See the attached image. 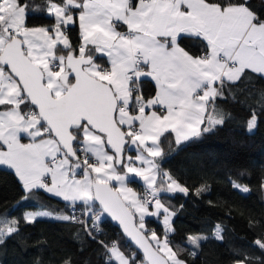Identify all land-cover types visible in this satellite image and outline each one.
<instances>
[{
    "label": "snow or ice",
    "instance_id": "snow-or-ice-1",
    "mask_svg": "<svg viewBox=\"0 0 264 264\" xmlns=\"http://www.w3.org/2000/svg\"><path fill=\"white\" fill-rule=\"evenodd\" d=\"M262 10L251 0H0V167L14 174L11 207L22 210L0 213V246L43 219L76 226L81 252L87 237L103 264H187L180 253L194 261L203 244L223 242L217 223L175 244L178 210L162 194L189 188L162 168L161 143L179 148L235 119L221 100L246 109L249 134L258 128L264 89L249 85L264 81ZM253 169L264 199V165ZM251 175L237 170L228 183L250 195L240 178ZM41 192L64 207L27 208ZM248 227L257 236L230 250L231 264H264V221L249 215Z\"/></svg>",
    "mask_w": 264,
    "mask_h": 264
},
{
    "label": "trees",
    "instance_id": "trees-1",
    "mask_svg": "<svg viewBox=\"0 0 264 264\" xmlns=\"http://www.w3.org/2000/svg\"><path fill=\"white\" fill-rule=\"evenodd\" d=\"M41 2L42 0H36L37 4ZM251 2L258 7L264 5V0ZM31 22L47 21L41 14H35L31 16ZM249 88L258 92L264 89V81H253ZM242 99L244 96L237 92V101ZM219 104L235 119L228 120L214 134L179 148L171 137L161 143L162 151L167 153L162 168L189 188L187 197L179 193L162 194L166 197L163 201L166 206L178 210V215L174 218L175 244L187 247V234H207L217 223L226 226L225 240L203 244L194 261L186 252L180 253L187 264H231L233 257L230 250L247 247L257 236V232L248 227V216L253 215L264 221V199L259 188V177L253 169V165L256 168L264 165V120L253 134H249L245 123L246 109L239 102L231 100H221ZM169 143L175 151L169 152ZM245 168L252 175L240 178V182L249 185L252 189L250 195L237 193L228 183V175L235 179L237 170ZM203 184L210 190L196 196V189ZM132 186L139 191L141 184L134 181ZM18 197L19 188L14 174L0 167V213L19 216L22 210L11 207ZM37 203L54 209L64 207V203L58 198L43 192L40 193L38 201L26 202V207L34 208ZM152 226H156L155 221ZM101 227L109 239L116 238L119 232L108 220ZM75 232L76 226L43 219L34 227L24 229L21 237L9 239L0 246V264H35L37 259L42 264H62L64 257L69 254L73 256L76 264H84L85 261L89 264H103L102 259L96 255L97 245L87 237H83L84 250L81 252V242L73 239ZM42 239L47 241L46 245L37 244Z\"/></svg>",
    "mask_w": 264,
    "mask_h": 264
},
{
    "label": "water",
    "instance_id": "water-1",
    "mask_svg": "<svg viewBox=\"0 0 264 264\" xmlns=\"http://www.w3.org/2000/svg\"><path fill=\"white\" fill-rule=\"evenodd\" d=\"M108 222H109L110 224L114 225V226L119 230V228H118V226H117V224H116L115 221H112L110 218H108Z\"/></svg>",
    "mask_w": 264,
    "mask_h": 264
},
{
    "label": "crops",
    "instance_id": "crops-1",
    "mask_svg": "<svg viewBox=\"0 0 264 264\" xmlns=\"http://www.w3.org/2000/svg\"><path fill=\"white\" fill-rule=\"evenodd\" d=\"M140 184L142 183V182H139Z\"/></svg>",
    "mask_w": 264,
    "mask_h": 264
}]
</instances>
